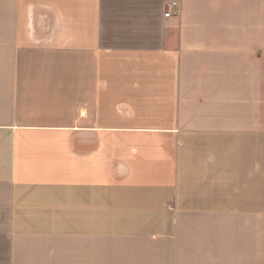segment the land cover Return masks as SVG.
<instances>
[{"label":"crops","instance_id":"1","mask_svg":"<svg viewBox=\"0 0 264 264\" xmlns=\"http://www.w3.org/2000/svg\"><path fill=\"white\" fill-rule=\"evenodd\" d=\"M0 264H264V0H0Z\"/></svg>","mask_w":264,"mask_h":264},{"label":"built area","instance_id":"2","mask_svg":"<svg viewBox=\"0 0 264 264\" xmlns=\"http://www.w3.org/2000/svg\"><path fill=\"white\" fill-rule=\"evenodd\" d=\"M179 10V3L177 1H174L172 3H170L166 13H165V16H170L172 15L175 11H178Z\"/></svg>","mask_w":264,"mask_h":264}]
</instances>
